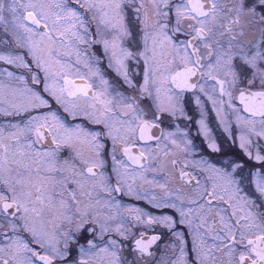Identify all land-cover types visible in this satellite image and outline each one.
Returning a JSON list of instances; mask_svg holds the SVG:
<instances>
[{
	"label": "snow or ice",
	"instance_id": "obj_1",
	"mask_svg": "<svg viewBox=\"0 0 264 264\" xmlns=\"http://www.w3.org/2000/svg\"><path fill=\"white\" fill-rule=\"evenodd\" d=\"M0 264H264V0H0Z\"/></svg>",
	"mask_w": 264,
	"mask_h": 264
}]
</instances>
